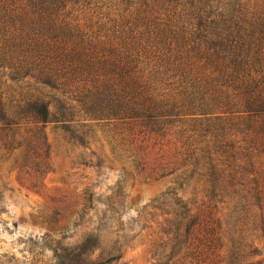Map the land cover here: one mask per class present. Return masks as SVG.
<instances>
[{
    "label": "trees",
    "instance_id": "1",
    "mask_svg": "<svg viewBox=\"0 0 264 264\" xmlns=\"http://www.w3.org/2000/svg\"><path fill=\"white\" fill-rule=\"evenodd\" d=\"M17 84L52 95L14 96ZM76 113L134 138L164 140L187 125L181 167L194 166L203 199L196 215L179 205L185 257L264 264V4L0 0L2 150L13 149L21 128V147L46 150V125L69 132ZM101 243L99 235L85 240L83 263L99 264L92 256ZM110 258L120 261V250Z\"/></svg>",
    "mask_w": 264,
    "mask_h": 264
},
{
    "label": "rangeland",
    "instance_id": "2",
    "mask_svg": "<svg viewBox=\"0 0 264 264\" xmlns=\"http://www.w3.org/2000/svg\"><path fill=\"white\" fill-rule=\"evenodd\" d=\"M240 2L250 8L264 4ZM78 14L88 21L86 12ZM12 88L14 96L35 89L46 101L52 95L34 85ZM87 119L76 113L69 132L47 124L46 150L21 147L24 128L14 133L10 151L2 150L0 137V264H85L82 244L91 234L101 236L92 256L99 264H196L185 257L179 236L181 201L196 215V202L203 199L194 166L181 167L180 131L188 126L156 140ZM257 244L264 252L261 239ZM119 250L120 261L110 258Z\"/></svg>",
    "mask_w": 264,
    "mask_h": 264
}]
</instances>
